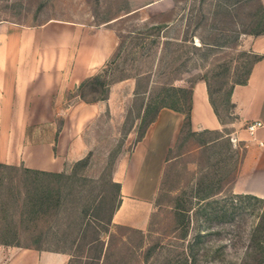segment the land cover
Returning <instances> with one entry per match:
<instances>
[{"label": "rangeland", "instance_id": "1", "mask_svg": "<svg viewBox=\"0 0 264 264\" xmlns=\"http://www.w3.org/2000/svg\"><path fill=\"white\" fill-rule=\"evenodd\" d=\"M150 1L156 0H0V22L33 26L55 19L73 20L91 30L106 27L105 31L117 41L114 52L118 41H124L118 58L115 63L113 60L99 66L82 80L99 72L107 78L112 77L114 71L123 66L129 74L136 66L140 70L152 69L159 71V75H152L143 86L149 89L150 95L161 84L189 85L195 78L207 75L219 118L227 124L234 122L237 114L230 91L237 84L234 81L245 76L254 56L252 53H257L250 42L251 37L257 35L243 33L238 41L226 47H197L201 44L200 38L203 41L211 39L213 17L210 11L216 0H163L144 6ZM260 2L250 0L242 8L239 17L247 23L244 25H253L249 21L250 11ZM234 23L238 27L237 21ZM152 24L167 26L159 32L154 43L150 42L151 36H146L143 47L136 43L138 39L134 41L128 36L129 30ZM166 36L177 38L176 42L166 47L162 43ZM130 48L140 58L135 64L123 61ZM243 50L248 53H242ZM143 51L148 55H141ZM112 56L114 58V54ZM82 80L63 92L51 121L29 124L21 136L14 133L11 125L0 124V158L11 160L12 164L70 173L76 160L89 157L73 184L75 207L68 209L70 214L67 210L59 215L60 221L72 215L74 222H79L82 217V232L73 247H48L49 244L44 243L42 247H31L33 234L45 230L53 219L45 215L36 225L19 226L17 234L21 245L0 244L41 251L64 249L75 254L73 264H260L257 253L260 247L247 245L249 231L259 220L262 204L237 197L236 194L242 192H234L232 188L247 147L243 141L231 142L230 135L224 131L204 128L191 133L184 127L165 157L146 225L137 228L109 221L120 201L118 187L112 179L124 170L149 115L137 117L142 107L134 94L133 77L112 82L106 97L97 100L100 109L94 118L76 135L75 150L57 155L56 132L69 109L80 102L78 92ZM85 85L84 95L93 97L90 86ZM69 106L72 107L66 109ZM239 127L244 128L246 124ZM207 181L220 187L216 197L227 198L220 201L226 207L222 218L217 215L208 218V214L194 212L204 203L196 196L197 187L200 183L204 187ZM202 191L204 189L199 194ZM12 211L14 217L19 218L16 209ZM3 214L0 211V217ZM62 228L59 225L57 230ZM196 235H200L199 242Z\"/></svg>", "mask_w": 264, "mask_h": 264}, {"label": "crops", "instance_id": "2", "mask_svg": "<svg viewBox=\"0 0 264 264\" xmlns=\"http://www.w3.org/2000/svg\"><path fill=\"white\" fill-rule=\"evenodd\" d=\"M261 2L264 6V0ZM90 28L73 20L49 19L33 26L0 22V124L11 125L21 136L29 124L51 121L63 92L104 65L114 54L117 41L106 27ZM250 42L253 51L264 53V33L251 37ZM230 98L237 118L227 124L214 113L206 84L198 79L193 87L192 129L220 130L229 134L234 144L243 141L247 150L233 191L264 198V56L253 64L245 83L233 86ZM99 104L80 100L75 108H66L72 107L57 136V155L75 150L76 135L94 118ZM254 121L261 123L250 132L248 125ZM182 122L181 112L162 107L133 145L124 170L114 178L120 184V203L112 214L113 223L137 228L146 225L165 157ZM243 123L246 127L240 128ZM11 247L16 246L0 244V264H73L75 258L71 251Z\"/></svg>", "mask_w": 264, "mask_h": 264}, {"label": "trees", "instance_id": "3", "mask_svg": "<svg viewBox=\"0 0 264 264\" xmlns=\"http://www.w3.org/2000/svg\"><path fill=\"white\" fill-rule=\"evenodd\" d=\"M249 1L250 0H216L210 11L211 16L213 17V23L210 25V30H213L212 36L210 37L211 39L209 41H203L200 38L201 44L197 45V47L201 45L208 47H226L229 46L231 42L238 41L240 35L243 33H249L252 35L263 34L264 26H261L260 23L264 24V6L261 2L255 10L250 11L252 13L251 17H249V21L253 23L252 26L248 27L249 25H244L247 23L239 17L240 12H243L242 8L247 6ZM200 17H203V15ZM234 20L239 24L238 27H236ZM197 24H200V22L197 21ZM164 27H167L166 24H152L138 27L136 29L129 30L128 36L134 41L138 39L139 41H136V43H141V45L145 47L144 38L146 36H151L152 39H150V42L154 43L159 32ZM175 39L177 38L166 36L162 43H164L166 47H169L173 44L172 41H175ZM183 39L185 38H182V40ZM123 44V40L118 41V48L114 52V58L111 56V58L105 63L109 64L110 62H113V60L114 63L116 62L119 49L123 46ZM241 52L248 53L246 50ZM142 54L148 55L146 51H143L141 55ZM252 54L254 56L245 73V76L240 80H235V83H245L253 64L264 56V53ZM139 60L140 58L134 55L131 48L129 53H127L123 58L124 63L130 62L135 64V61L139 62ZM181 63L184 62L182 61ZM155 74L159 75V71H152V69L140 70L138 66H136L134 72L130 74L125 71V66H123L114 71V76L108 78L105 77L106 74L104 75L99 72L88 79L86 78L82 80L79 85H82V88L79 90L78 94L81 100L85 103H93L106 97L110 83L124 77H133L135 80L134 94L136 98L139 99V105L142 107L141 115L139 112L137 117L141 116L143 118L149 115L144 128L140 132L139 137L136 139V142L144 136L148 125L155 120L159 109L162 107H168L183 114V122L179 134L184 127H188L190 132L194 133L195 130L191 128V113L193 107V87L198 78L192 80L189 85H174L172 83L161 84L157 86L156 90L152 94L149 95V89H143V86L146 80H150L152 75ZM202 79L205 81L208 100L212 109L218 119L222 121L219 118L212 101L207 75H203ZM85 84L90 86L89 88L94 93L93 97L86 98V95H84L85 93L83 92V87L85 88ZM61 125L62 122L57 129L56 138ZM170 150L171 147L168 151ZM88 159L89 157L86 156L76 160L70 173L53 172L27 167L23 164L0 162V211H3L4 213L0 217V243L21 245L18 241L20 235L17 234L19 226L24 225L26 227L28 225H36L42 216L46 215L48 217H53V219L51 223L49 222L46 226L45 230H40L37 234H33L31 239L34 245L31 247H42L43 243L49 244L48 247H73L82 232L83 219H81V217L79 222L78 220L74 222L72 215H70L67 216L66 220L60 221L59 215L61 211H67L68 209L72 210V208L75 207L73 184L78 179V171L88 163ZM112 180V182H115L118 187L120 198V184L114 179ZM216 182L218 183V181ZM202 185V183L198 185L196 190L198 193H196V196L198 199L202 200V202L204 200V203H200L201 205L197 207L198 209H195L194 212L197 211L196 213L200 212L208 214V218L210 215H212V217L217 215V217L219 216L222 218L221 215L225 214L226 207H224L225 205L223 203L220 204V201H226L227 198L225 197L221 200V198L216 197V194L220 191V187L218 185H213V181H207L204 187ZM203 189V193L199 194V192ZM236 195L237 197H242L248 201L254 200L262 204L258 214L259 220L249 231L247 247H260L257 253L260 256V264H264V198L249 193H240ZM119 203L120 201L118 202V205ZM12 208L16 209L19 218L14 217L15 213L12 211ZM85 210L86 209H83V212H85ZM112 214L109 221H111ZM59 225H62L63 228L57 230ZM54 227H56V229H53ZM73 228L74 230H72ZM195 238L196 241L199 242L200 235H196ZM24 246L30 247L27 245ZM189 247H191V245H189ZM54 250L65 251L64 249Z\"/></svg>", "mask_w": 264, "mask_h": 264}, {"label": "built area", "instance_id": "4", "mask_svg": "<svg viewBox=\"0 0 264 264\" xmlns=\"http://www.w3.org/2000/svg\"><path fill=\"white\" fill-rule=\"evenodd\" d=\"M260 123H261L260 121H254V122L250 123L248 125V130L250 132H252L254 130L255 126L259 125ZM232 139L235 140V138H232Z\"/></svg>", "mask_w": 264, "mask_h": 264}]
</instances>
